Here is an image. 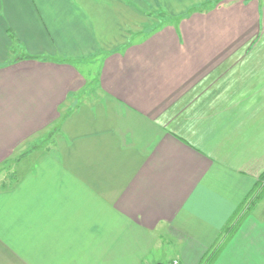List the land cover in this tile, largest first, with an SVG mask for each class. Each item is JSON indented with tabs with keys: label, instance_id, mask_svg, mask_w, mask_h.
<instances>
[{
	"label": "crops",
	"instance_id": "1",
	"mask_svg": "<svg viewBox=\"0 0 264 264\" xmlns=\"http://www.w3.org/2000/svg\"><path fill=\"white\" fill-rule=\"evenodd\" d=\"M263 175L264 0H0V264H264Z\"/></svg>",
	"mask_w": 264,
	"mask_h": 264
},
{
	"label": "rangeland",
	"instance_id": "2",
	"mask_svg": "<svg viewBox=\"0 0 264 264\" xmlns=\"http://www.w3.org/2000/svg\"><path fill=\"white\" fill-rule=\"evenodd\" d=\"M261 2H262V0H261ZM154 18H156V17H154ZM159 18V20H160V23L161 24H165V23H172V22H174V19H173V17H171V16H167V15H165L164 14V16L163 17H158ZM155 27H157V26H154V25H152V26H149V25H146V26H144V32L142 33V35H143V37L145 36V34H146V30L147 29H149V28H155ZM87 65H86V69L88 68V70H89V72H85V73H88V74H85L87 77H88V79L90 80V79H94V78H96V74L98 73V71H99V68L97 69V64H96V62H91V61H89L88 63H86ZM91 80V81H92ZM90 81V82H91ZM89 86H91V87H94V83L93 82H91V84L89 85ZM18 167H21V164L18 166ZM264 204V199H263V201L261 202V205H263ZM175 256V249H174V247L173 246H171V245H169L167 248H162V250H159L157 253H156V257L159 259V260H161V264H166L167 262H168V260L170 259V258H172V257H174Z\"/></svg>",
	"mask_w": 264,
	"mask_h": 264
},
{
	"label": "trees",
	"instance_id": "3",
	"mask_svg": "<svg viewBox=\"0 0 264 264\" xmlns=\"http://www.w3.org/2000/svg\"><path fill=\"white\" fill-rule=\"evenodd\" d=\"M263 178H264V175L261 177V179H263ZM254 196L256 197L257 195L255 194ZM258 198L259 197H257L256 200H258ZM246 203H245V205L243 204L236 211V213L231 217V219L228 221V223L226 224V226L224 227V229L220 233V239L223 240V243L219 247L217 245L214 248V251L210 255L212 261L219 254L224 243L233 236V234L237 230L242 218H244V216H246L250 212L252 205L255 203V201L253 203L251 200L248 201V206H246Z\"/></svg>",
	"mask_w": 264,
	"mask_h": 264
},
{
	"label": "built area",
	"instance_id": "4",
	"mask_svg": "<svg viewBox=\"0 0 264 264\" xmlns=\"http://www.w3.org/2000/svg\"><path fill=\"white\" fill-rule=\"evenodd\" d=\"M168 264H182L178 259H172Z\"/></svg>",
	"mask_w": 264,
	"mask_h": 264
}]
</instances>
